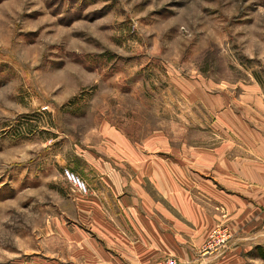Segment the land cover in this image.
<instances>
[{"label": "rangeland", "instance_id": "obj_1", "mask_svg": "<svg viewBox=\"0 0 264 264\" xmlns=\"http://www.w3.org/2000/svg\"><path fill=\"white\" fill-rule=\"evenodd\" d=\"M230 102L264 114V0H0V262L101 263L63 170L225 147Z\"/></svg>", "mask_w": 264, "mask_h": 264}, {"label": "crops", "instance_id": "obj_2", "mask_svg": "<svg viewBox=\"0 0 264 264\" xmlns=\"http://www.w3.org/2000/svg\"><path fill=\"white\" fill-rule=\"evenodd\" d=\"M234 103L211 104L218 122L243 123L240 133L232 129V144L196 149L190 160H165L155 169L153 156L142 157L134 147L120 149L136 151L128 164L86 152L98 178L89 193L75 191L73 208L89 231L90 249L102 253L99 264H151L164 256L180 264H264L255 254L264 246V114L252 105L236 114ZM218 222L235 238L220 254H202Z\"/></svg>", "mask_w": 264, "mask_h": 264}, {"label": "built area", "instance_id": "obj_3", "mask_svg": "<svg viewBox=\"0 0 264 264\" xmlns=\"http://www.w3.org/2000/svg\"><path fill=\"white\" fill-rule=\"evenodd\" d=\"M63 175L80 193L86 194L89 190L88 186L78 175L70 169H64ZM235 238V234L230 230L224 222H218L207 234L202 254L211 253L213 255L220 252ZM151 264H180L179 260L174 256H164L161 259L153 261Z\"/></svg>", "mask_w": 264, "mask_h": 264}, {"label": "trees", "instance_id": "obj_4", "mask_svg": "<svg viewBox=\"0 0 264 264\" xmlns=\"http://www.w3.org/2000/svg\"><path fill=\"white\" fill-rule=\"evenodd\" d=\"M256 255L260 256L264 259V246H256ZM0 264H28V263H20V262H0Z\"/></svg>", "mask_w": 264, "mask_h": 264}]
</instances>
